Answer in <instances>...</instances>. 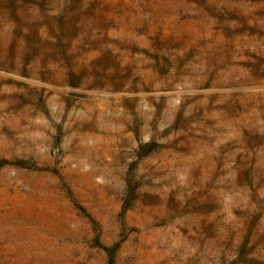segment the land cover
<instances>
[{
	"label": "rangeland",
	"instance_id": "1",
	"mask_svg": "<svg viewBox=\"0 0 264 264\" xmlns=\"http://www.w3.org/2000/svg\"><path fill=\"white\" fill-rule=\"evenodd\" d=\"M0 264H264V0H0Z\"/></svg>",
	"mask_w": 264,
	"mask_h": 264
}]
</instances>
